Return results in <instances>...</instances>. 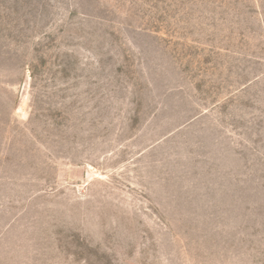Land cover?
<instances>
[{"label":"rangeland","instance_id":"374dc122","mask_svg":"<svg viewBox=\"0 0 264 264\" xmlns=\"http://www.w3.org/2000/svg\"><path fill=\"white\" fill-rule=\"evenodd\" d=\"M0 264H264V0H0Z\"/></svg>","mask_w":264,"mask_h":264}]
</instances>
